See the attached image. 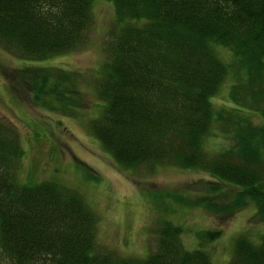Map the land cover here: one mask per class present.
Returning <instances> with one entry per match:
<instances>
[{
	"label": "trees",
	"instance_id": "trees-1",
	"mask_svg": "<svg viewBox=\"0 0 264 264\" xmlns=\"http://www.w3.org/2000/svg\"><path fill=\"white\" fill-rule=\"evenodd\" d=\"M92 1L0 0V41L31 60L73 49ZM110 1L114 26L95 93L103 108L89 123L92 134L124 168H202L221 196L210 201L212 209L231 212L254 202L264 220V0ZM214 43L233 59L218 58ZM9 70L28 97L53 108H70L81 81L62 66ZM225 74L234 78L231 105L214 107L211 96ZM217 123L232 143L206 150L204 135ZM22 154L17 131L0 121V264H211L205 248L183 245L171 219L159 223L155 249L146 255L96 249L95 214L79 191L54 179L18 182L13 168ZM204 233L212 239L217 231ZM233 244L225 264H264V233L258 241L238 234Z\"/></svg>",
	"mask_w": 264,
	"mask_h": 264
},
{
	"label": "rangeland",
	"instance_id": "rangeland-1",
	"mask_svg": "<svg viewBox=\"0 0 264 264\" xmlns=\"http://www.w3.org/2000/svg\"><path fill=\"white\" fill-rule=\"evenodd\" d=\"M92 2L83 38L66 52L31 60L0 41V121L17 131L23 151L13 168L16 180L54 179L78 190L95 214L96 249H111L126 257L146 255L155 249L159 223L171 219L181 227L186 248L203 247L211 256V264H225L238 234L258 241L264 233V220L257 217L254 202L231 212L212 209L210 201L219 202L221 196L210 189L211 173L163 162L124 168L92 134L89 123L103 108V99L100 102L95 94L98 70L108 58L107 42L114 26L113 2ZM213 48L223 61L233 59L228 47L214 43ZM29 63L62 66L76 73L81 81L70 108L37 103L28 97L29 90L13 81L9 69ZM233 80L232 74H225L211 96L214 107L231 105L228 87ZM249 116L256 123L262 120L257 114ZM218 126L204 135V149L213 151L232 143L231 134ZM211 229L217 231L212 239L204 233Z\"/></svg>",
	"mask_w": 264,
	"mask_h": 264
}]
</instances>
